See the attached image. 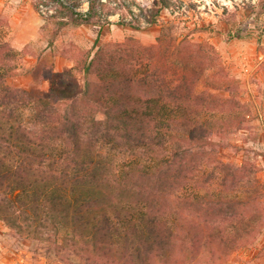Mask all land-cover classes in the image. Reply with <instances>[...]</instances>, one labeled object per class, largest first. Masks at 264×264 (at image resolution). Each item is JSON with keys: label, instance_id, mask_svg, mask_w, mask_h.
I'll use <instances>...</instances> for the list:
<instances>
[{"label": "trees", "instance_id": "16d2710c", "mask_svg": "<svg viewBox=\"0 0 264 264\" xmlns=\"http://www.w3.org/2000/svg\"><path fill=\"white\" fill-rule=\"evenodd\" d=\"M64 7L77 20L99 25L97 40L105 23H113L103 0H88L87 9ZM159 14L144 18L155 23ZM141 21L134 16L126 22ZM21 54L0 44V218L7 225L54 242L65 229L86 264H185L206 254L224 264L256 234L245 218L212 223L183 209L220 212L227 203L244 201L209 186L229 164L204 173L192 159L195 148L218 144L213 133L239 126L243 116L202 118L192 101L196 86L184 81L180 96L176 80L169 82L156 68H86V88L72 99L35 97L7 82L17 73L10 60ZM189 67L191 74L204 75V68ZM205 79L224 87L223 80ZM143 84L162 92L142 95ZM96 85L119 88L105 93L93 91ZM95 110L105 117L86 114ZM102 141L127 155L122 163L102 146L93 147ZM174 192L175 206L169 198Z\"/></svg>", "mask_w": 264, "mask_h": 264}, {"label": "rangeland", "instance_id": "374dc122", "mask_svg": "<svg viewBox=\"0 0 264 264\" xmlns=\"http://www.w3.org/2000/svg\"><path fill=\"white\" fill-rule=\"evenodd\" d=\"M103 1L113 23H105L97 40L100 26L77 20L64 7L87 9L88 0H0V44L22 53L10 60L17 73L7 82L32 96L66 102L85 90L86 68H156L169 82L176 80L180 96L184 81L196 86L192 101L201 107L202 118L233 112L243 116L239 126L213 133L218 144L195 148L192 159L204 173L229 164L209 186L244 201L227 203L220 212L201 206L183 209L200 221L249 220L256 234L233 249L224 264H264V0H165L166 5L163 0ZM157 11V21L147 23L144 16ZM134 16H141V25L126 22ZM189 65L204 68V75L201 70L191 74ZM205 78L223 80L224 87L213 88ZM117 88L96 85L92 90L113 93ZM138 88L142 95L162 92L154 85ZM86 114L105 117L100 110ZM100 146L119 163L127 156L109 141L94 142V148ZM195 190L203 188L195 185ZM178 196H169L174 206ZM69 237L62 229L56 242L31 238L0 218V264H86ZM223 261L206 254L185 264Z\"/></svg>", "mask_w": 264, "mask_h": 264}]
</instances>
